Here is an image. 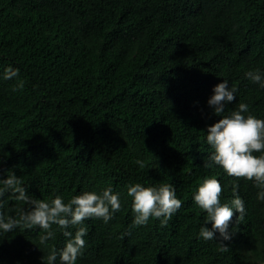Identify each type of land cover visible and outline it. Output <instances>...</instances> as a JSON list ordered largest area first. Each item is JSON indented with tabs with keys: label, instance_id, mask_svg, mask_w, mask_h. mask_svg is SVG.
<instances>
[{
	"label": "trees",
	"instance_id": "obj_1",
	"mask_svg": "<svg viewBox=\"0 0 264 264\" xmlns=\"http://www.w3.org/2000/svg\"><path fill=\"white\" fill-rule=\"evenodd\" d=\"M9 65L20 72L5 80ZM254 69L264 70V0H0V178L13 171L39 199L120 193L108 223L85 220L76 264H264L258 188L204 167L207 126L222 118L207 104L215 84L237 88L222 115L244 102L264 119V88L245 76ZM208 176L221 181L222 203L234 181L244 201L227 251L219 234L198 236L206 213L193 195ZM136 182L175 185L183 203L166 225L132 226ZM3 200L7 215L26 207ZM52 228L47 246L38 226L0 233V264H47L67 239Z\"/></svg>",
	"mask_w": 264,
	"mask_h": 264
},
{
	"label": "clouds",
	"instance_id": "obj_2",
	"mask_svg": "<svg viewBox=\"0 0 264 264\" xmlns=\"http://www.w3.org/2000/svg\"><path fill=\"white\" fill-rule=\"evenodd\" d=\"M19 72V68L9 65L2 78L7 80L18 77ZM245 76L258 87L264 88V70H248ZM17 88H23V81H18L13 91ZM236 93V86L230 85L227 79L212 87L207 104L222 118L207 126L206 142L213 152L209 160L204 162V167L218 165L230 176L253 181L258 188L257 199L264 201V119L252 115L249 105L244 102L238 103L229 114L222 115L226 105L237 98ZM136 163L144 167L143 161L137 160ZM231 190V203H222L221 181L215 176H208L203 179L193 195L194 202L206 213L198 236L211 241L217 240L219 234L220 251L228 250L224 241L232 239L230 224L233 223L234 214L237 222L243 219L246 212L244 201L238 194L237 182H233ZM6 193H10L12 199L22 202L26 207L19 210L18 218L0 211V233L12 232L18 226H38L43 230L39 237L40 244L47 246L48 240L55 236V230L52 228L55 224L67 238L62 249L57 251L52 248L46 258L47 264H57V258L59 264H76L77 257L83 253L86 243L84 237L88 230L85 220L96 217L108 223L121 208L120 193L114 192L111 186L99 192L82 191L73 195L67 202L61 195H56L50 200L36 198L29 193L21 177L13 171L10 175L0 178V208L3 207V197ZM127 194L132 197V226L147 225L151 218H157L162 225H166L183 203L177 197L176 187L172 183L145 185L136 182L128 185ZM74 227L75 232L72 231Z\"/></svg>",
	"mask_w": 264,
	"mask_h": 264
}]
</instances>
